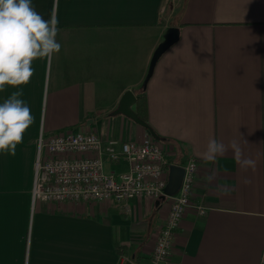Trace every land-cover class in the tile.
I'll use <instances>...</instances> for the list:
<instances>
[{
	"label": "crops",
	"instance_id": "crops-1",
	"mask_svg": "<svg viewBox=\"0 0 264 264\" xmlns=\"http://www.w3.org/2000/svg\"><path fill=\"white\" fill-rule=\"evenodd\" d=\"M33 5L45 20L59 21L61 50L51 60L32 62L34 74L20 87L34 122L14 154L0 152V264L125 259L153 264L168 198L49 204L31 196L40 128L46 137L72 125L103 138L137 141L146 134L140 124L113 112L126 89L136 98L144 94L147 122L159 135L168 164L196 159L191 199L206 207L201 215L192 207L185 211L167 258L155 264H259L264 0H33ZM168 26L178 27V38L144 83ZM14 91L6 85L0 102ZM212 138L227 150L208 161L204 155ZM232 142L255 167L237 163ZM126 167L123 158L104 162L106 171ZM120 245L126 247L123 253L117 251Z\"/></svg>",
	"mask_w": 264,
	"mask_h": 264
},
{
	"label": "built area",
	"instance_id": "built-area-1",
	"mask_svg": "<svg viewBox=\"0 0 264 264\" xmlns=\"http://www.w3.org/2000/svg\"><path fill=\"white\" fill-rule=\"evenodd\" d=\"M31 196L49 204L88 200L121 201L133 197L158 199L167 182L168 162L161 141L145 134L140 140L103 138L92 129H65L51 133L45 140L36 139ZM44 147V152L41 151ZM123 158L127 167L106 171L104 162ZM183 174L169 199L153 243L151 262L165 260L172 249L176 228L192 207L205 213L204 204L191 199L197 170L196 159L190 157L182 165ZM259 264H264V254Z\"/></svg>",
	"mask_w": 264,
	"mask_h": 264
},
{
	"label": "clouds",
	"instance_id": "clouds-1",
	"mask_svg": "<svg viewBox=\"0 0 264 264\" xmlns=\"http://www.w3.org/2000/svg\"><path fill=\"white\" fill-rule=\"evenodd\" d=\"M58 24L55 17L45 20L36 11L33 0H0V92L5 91L6 85L16 89L0 102V152L14 154L25 131L34 122L29 104L22 99L20 86L30 82L34 60H51L60 52L61 44L56 39ZM230 147L241 167H255L254 160L241 159L235 142ZM226 150L224 143L212 138L204 159L215 161Z\"/></svg>",
	"mask_w": 264,
	"mask_h": 264
},
{
	"label": "water",
	"instance_id": "water-1",
	"mask_svg": "<svg viewBox=\"0 0 264 264\" xmlns=\"http://www.w3.org/2000/svg\"><path fill=\"white\" fill-rule=\"evenodd\" d=\"M178 38V27L177 26H168L163 34V37L161 41L157 44L155 47L152 56L149 61V66L147 69V72L144 77V83L147 81L149 76L152 73L155 61L157 58L161 55V53L170 46L173 42H175ZM136 96L134 92L130 89H126L123 94L120 96V99L118 101V104L116 108L113 110L114 113H121L129 118H131L136 123L140 124L142 127L147 128L149 131V134L155 138L160 139L159 135H157L153 129L148 127V123L140 118L136 111L133 109L132 105L136 102ZM183 174V167L182 165L176 164V163H170L168 164V176H167V182L165 186L163 187V196L172 194L176 191L180 179ZM122 264H135L129 259H125Z\"/></svg>",
	"mask_w": 264,
	"mask_h": 264
},
{
	"label": "trees",
	"instance_id": "trees-1",
	"mask_svg": "<svg viewBox=\"0 0 264 264\" xmlns=\"http://www.w3.org/2000/svg\"><path fill=\"white\" fill-rule=\"evenodd\" d=\"M145 97L144 94H141L139 96H137V100L134 104V110L136 111L137 115L142 118L143 120H145L147 122V116H146V104H145ZM148 123V122H147ZM148 127H150V125L148 124ZM146 134H149V131L147 130V128H144ZM126 250V247L124 245H120L117 246V251L119 253H123Z\"/></svg>",
	"mask_w": 264,
	"mask_h": 264
},
{
	"label": "rangeland",
	"instance_id": "rangeland-1",
	"mask_svg": "<svg viewBox=\"0 0 264 264\" xmlns=\"http://www.w3.org/2000/svg\"><path fill=\"white\" fill-rule=\"evenodd\" d=\"M102 117H100L99 119H101ZM90 119V118H89ZM97 120L96 122L98 123V125L100 126V123L99 122H101L100 120ZM69 129H71V130H78V129H82V128H79L78 126H75V125H72L71 127H68ZM68 128H66V129H68ZM62 130H65L64 129V127H62V128H59V129H56L55 131H62ZM39 134H41V136H42V139L43 140H45L47 137H46V133L44 132L43 133V130L40 128V132H38V135ZM115 137V136H114ZM41 151H43L44 152V147H42V149H41Z\"/></svg>",
	"mask_w": 264,
	"mask_h": 264
}]
</instances>
